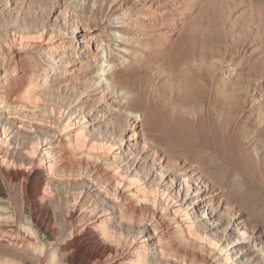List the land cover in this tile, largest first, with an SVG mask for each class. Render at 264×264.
<instances>
[{
  "label": "rangeland",
  "instance_id": "1",
  "mask_svg": "<svg viewBox=\"0 0 264 264\" xmlns=\"http://www.w3.org/2000/svg\"><path fill=\"white\" fill-rule=\"evenodd\" d=\"M155 1L0 0V62L6 73L16 68L24 71L7 80L8 87L18 93L10 97L14 107L11 106L12 113L0 121L1 132L8 126L6 143L0 142L1 160L7 158L10 162L4 171L0 170V200L9 201L7 205L12 206L11 215L0 214L3 217L0 218V264L39 263L40 254L33 250L35 240L25 227L30 228L25 212L28 187L25 175L40 164L42 155L48 169L58 163V157L49 154L48 144L55 145L59 137L70 135L64 131L69 118L74 124L71 129L89 128L91 140L96 139L107 146L115 141H124V144L119 150L108 147L105 154L97 151L92 154L93 159L92 156L75 159L71 171H60L59 176L55 171L50 172L47 195L41 198L39 205L48 208L54 217L58 246L69 244L71 238L80 232V219L82 216L91 218L87 213L93 202L98 203V211L110 204L117 207L107 193L117 181L116 177L110 179V173L125 164L120 158L131 156L127 140L129 136L137 135L140 142L131 157L138 161L146 156L138 167L149 175L153 187H160L164 180L166 183L174 175L180 178L175 191L190 175L205 177L211 187L215 186L217 201H225L223 207L226 209L218 229L204 227L209 234L220 239L229 221L238 216L244 222L242 229L229 232V238L220 244L218 250L212 251L207 244L198 245L197 250H193V263L190 260L186 264L213 258L224 264L222 260L231 254L226 250L228 245L236 242L244 229L247 230V240L251 235L264 248V0H187L183 9L177 5L173 9L167 6L168 9L163 11L172 12L167 13L168 17L166 13L160 14L163 17L159 23L161 29L154 31L156 34L149 31L150 28L146 30L148 18L142 23L140 15H136L139 6H150ZM121 21L128 24L126 29L129 30L123 40L114 38ZM83 36L92 39V48L100 45V40L112 45L115 51L111 58L118 74L116 90L130 93V111H102L96 104L107 92L101 84H95L102 60L89 59L86 62L83 47L87 46ZM63 38L67 40L63 41ZM125 40L128 46L121 49V55L126 57L122 63L116 55ZM71 41L74 44L71 45ZM71 48L76 49L71 51ZM52 56L61 62L54 64ZM66 60L70 67L78 70L80 83L77 87L65 81V71L69 69ZM3 75L0 80L5 83ZM29 82H33L30 87L37 89L34 96H38L21 100V93ZM106 97L109 102L114 101L113 109L119 107V98L115 94L113 96L108 91ZM37 98L38 101L34 102ZM129 114L138 115L143 122L137 124V118ZM145 144L149 151L144 155L140 149ZM35 147L37 152L32 153ZM134 158L129 162L136 166ZM32 159L37 163L33 164ZM157 159L169 163L171 174L168 172L167 175L171 177L168 179H162ZM94 172L101 181L106 179V193L101 191L103 186L95 185L96 176L91 175ZM144 185L140 182L131 190ZM194 188L192 198L193 191L199 189ZM166 197L161 191L160 200L166 202ZM126 202L135 203L129 197ZM84 203H88V207ZM178 205L176 202L171 204L172 208L174 206L172 212ZM109 211L110 219L120 216L119 209ZM200 215L201 211L196 215L199 220ZM171 225L170 230L174 227L177 235L179 224L172 221ZM123 226L120 242L111 244L120 245L125 252L140 247L143 236L152 233L150 226L145 230L142 225L130 221ZM132 238H136L134 243ZM17 243L19 247L25 245L28 246L26 249L32 250L29 249L31 253L25 252L30 257L19 252ZM187 244L184 242L181 247L186 248ZM249 245L253 250L251 242ZM233 248L231 246L229 250ZM262 254L260 259L264 257ZM250 255L253 257L256 252L251 251ZM46 256L47 260L48 253ZM42 259L41 264H45L44 257ZM155 264L185 263L159 256Z\"/></svg>",
  "mask_w": 264,
  "mask_h": 264
},
{
  "label": "bare ground",
  "instance_id": "2",
  "mask_svg": "<svg viewBox=\"0 0 264 264\" xmlns=\"http://www.w3.org/2000/svg\"><path fill=\"white\" fill-rule=\"evenodd\" d=\"M186 1L187 0H164V1L157 0L153 2L150 6H147V5L139 6L136 9V13H137L136 15H140L139 19H140V22L142 23H144L146 18H148L147 20L149 21L148 23L146 22L147 24L145 25L146 30L150 28L149 31L154 32L157 30L158 32V29H161V26H159L160 25L159 23L161 22V19L163 18L162 16H160V14L166 13L163 10H165L167 6H171L173 9L176 5H177L176 7L180 9L186 8V5H187ZM171 12L172 10L168 11L167 13H171ZM167 13H166V17H168ZM166 21L168 22L169 20H166ZM118 24H120V27L116 28L117 30H115V35L116 34L117 35L114 36V38L123 40L124 36L127 33H129L128 32L129 30L126 29L128 27L127 26L128 24H126L124 21L118 22ZM132 24L133 23H131L130 25ZM154 33H153V36H154ZM21 34L19 36H22ZM83 39H85L86 41L85 46H87V47H83V50L85 51V56L83 58L86 60V62H89V59L90 60L91 59L102 60V63L100 62L101 65L99 68V73H98L97 81L95 82V84L96 83L101 84L102 87H105L104 91H107V92L109 91V93L113 94V96L115 94L117 98H119L118 103H117L118 104L117 106L119 107L115 109H113L114 101L109 102L108 100H106L107 92L103 96H101V98L103 99L99 97L98 103L96 102V104H99V107L101 108L102 111L104 110L111 111L113 113L119 112L122 110L130 111L131 110V100H130V97H128L130 96L129 95L130 93L123 89L121 90L120 88H119L120 90L118 91L116 90L118 74H116V64L114 61H112V58H111L113 55V51H115V50H112V45H110V43L109 44L105 43L103 40H100V45H98L96 48H92L93 46L92 39L88 38L87 36H83ZM65 40H67V38H63V41ZM71 43L74 44V41H71L70 44ZM126 43H127V40L123 42L122 46H119L120 50H118L119 53L116 55L120 61L122 60V63H123V59L126 57H123L121 55V51L125 47L128 46V43L127 44ZM63 48L64 47H62V49ZM76 48H71V51L75 50ZM52 59L55 60V62H53L54 64H56L57 62H61V60L55 59L54 56H52ZM64 62H66V66L69 67V69L65 71V74H67L66 80H65L67 81L66 83L70 85L72 84L76 87L79 86L80 78L77 72L78 70L74 67H70L69 61L66 60ZM80 66L81 67L83 66L82 62L80 63ZM5 71L6 70L3 67V64H1L0 62V78L2 74H4L3 79H5V83H3L0 80V83L1 82L3 83L2 85H0V121L3 120V118H5V115L8 116V114L12 113V109L14 107L11 105L13 101H12V98L10 97L18 93V91L12 90L10 86L8 87L9 83H7V80H9L12 77H15L16 75H19V73L22 74L24 72L21 68H16L11 73H6ZM32 83L26 85L24 90L21 93L22 95L21 94H20L21 96L19 95L21 97L20 98L21 100L31 99L36 96V95L34 96L35 94L34 92L37 91V89H35L34 87L32 88L30 87ZM38 98L35 99L34 102H37ZM11 106L13 108H11ZM133 114H129V115L130 116L132 115V117L137 118V124L143 122L141 117H138V115L133 116ZM83 124H85V120L83 121ZM73 125L74 124L69 118L65 124L64 131L69 132L70 135H68L66 138L59 137L55 145H52L51 143L48 144V150L50 149L49 154L50 153L52 155L54 154L56 156L55 158L58 157L59 159L57 161L58 163L53 164V166L51 167L52 169H48L47 164H46V158L45 156L42 155L40 158V164L36 165L37 167L35 166L32 171H30L27 175H25L26 180L28 182L27 193H26V198H25L26 204H27V208H26L27 211L25 212H27V217L29 219L28 223H29L30 228L27 226L25 227L29 229L30 234L32 235V238H34V240L36 241V243L34 241V247L33 246L32 247H33V250L39 252L40 254V259H37L39 260L38 262L40 264L43 261L42 257H44V260L46 261L47 264H155V260L159 256L172 258L176 260L180 259L185 264L189 262L190 260L193 263V260H194L193 257H195L194 256L195 253L193 254V250L198 245L202 246L204 244H207L212 249V251H216L218 250L220 244H222L223 241H226V239L229 238L230 234L232 233V230L234 229L240 230L243 228L244 222L240 220L237 216L236 219L234 220L232 219L231 222L229 221L227 230L223 235H221L222 237L220 239L216 238L214 234H209L204 227H210V229L211 228L218 229V227L221 226L223 222V220L222 221L220 220L221 215H223L222 213H224V210L226 209L223 207L225 201L224 202L217 201L218 195L216 193V190H214L215 186L211 187L208 184V182H206V180L204 179L205 178L204 176H203L204 178H201L202 176L197 178L196 176L190 175L187 178H185V181L181 182L179 190L175 191L178 183L180 182V178L176 177L175 175H174L175 177L174 176L171 177L170 175L171 172L170 170L168 171L169 163H166L165 160L163 161L162 159L160 160L157 159L156 161L158 163L157 165H159V167L162 170V173H161L162 179H164V177L166 179L171 177V179L166 183L164 180L160 187H155V186L153 187L150 183L151 179L149 178V175H147L145 171L143 173L142 171L143 168L141 170L138 167L139 162L146 159L145 158L146 156L140 157L138 161H136L134 157H131L132 155L133 156L135 155L133 154L132 151L134 148L136 149V147H138V144L140 142V139L136 137L137 135L136 136L131 135L129 136L127 140L128 145H129V152H131L130 153L131 156L130 157L125 156L119 159L120 162L121 161L125 162V164L123 166L116 167L115 170H113L112 173H110V175L112 176H110L111 178L110 177L109 178L114 179L116 177L117 181L114 180L115 182L114 183L112 182L113 184L111 183L112 186L110 187L109 191L105 190L109 194V197L114 202L117 203L115 204L117 205V207L111 206L110 204L108 208H103L102 210L98 211L99 209L97 207L98 203L93 202L91 204L92 207H90L89 210L87 209L89 212L87 213V215L89 214L91 218L87 216L89 218L88 219L86 218V216H82V218L80 219V223H82L81 224L82 228L80 232L78 234H75L74 236L72 233L73 238H71L72 241H70V243H69V240L71 239L68 238L69 244L65 243L66 245L64 247L58 246L57 245L58 242L56 243V239H57L56 236H57L58 231L54 228V217L48 208H43L39 205V202H41L40 201L41 198L45 196L47 192L46 187L49 185L50 178H51L50 172L52 171V174H53V171H55V174L56 173L58 174L60 171L61 173H63L64 171H67L68 169L71 171V169L74 167L73 164L76 162L77 159H82L86 156H89V157L92 156V159H93V155H94L93 153H97V151L101 153L104 152L105 154V151L108 152V149H109L108 147H110V149L115 148V150H119L121 149L122 144H124V141L122 143L120 141H115V142H112L110 146L104 145L101 142L97 141L96 139H92V140L90 139V131H89L90 129L89 128L73 130L71 129ZM7 127L6 128L4 127L2 129V132L0 131V142L3 144L6 143V139L8 138ZM132 141L134 143H132ZM143 143L145 142L143 141ZM145 146L146 144L142 147V149H140L142 152H144V155L145 153H148L149 151V149L146 148ZM37 149H38L37 147L33 148L32 153L37 152ZM2 158L3 156H2V153L0 152V170H3L4 167L8 163H10L9 161H7V158L4 160H1ZM133 158L136 161V166H134L135 164L131 165V163L129 162ZM32 160H33V164L37 163L36 159H32ZM128 163L131 166H127L126 164ZM168 172H170L169 175H167ZM91 175H94V177L96 176L95 185H99L100 187L103 186V190H101L103 192L104 189L107 188V187L105 188L104 186L106 185V183L104 182V180L106 181V179L101 181L102 180L101 177L98 174H95V172L92 173ZM108 182L110 183V180H108ZM140 182H143L145 185L138 187L134 189V191H132L131 188H133L136 184ZM194 187H198L199 189L196 191H193V193L195 194L192 198V189ZM95 189L97 190V188ZM95 189L93 190V192L95 191ZM161 191L165 193L167 196L166 202H164L163 199L160 200L159 198ZM128 197L131 198V200H134L135 203L126 202ZM8 202L9 201H7V203L6 201L1 202L0 200V214L9 213L11 215V212L9 210H11L12 206L10 207L9 205H7ZM174 202H176L177 204L179 203L180 205H178L177 209H175L173 213L172 210L174 206L172 208L171 204ZM186 203L189 204L187 205V207L185 206ZM205 206L206 208L204 209ZM83 207L85 208V206ZM111 209L113 211H115V209H119L118 214H120V216H117V217L114 216L111 219L108 218V215H110L109 210ZM113 211H112V214L114 213ZM199 211H201L200 220L197 219L198 217L196 216L199 213ZM208 211H210V213ZM1 217L2 216L0 215V218ZM8 218L9 217H7L6 219ZM96 218L98 219L96 220ZM118 219L120 221L117 223ZM91 220L93 221L95 220V221L90 223ZM127 221H130V223L132 222L136 225L137 224L142 225L143 228H145V230H147L148 226H150L152 233L147 236H143L144 237L143 243L140 245V247H136V248H133V250L130 249L129 251L125 252V250H122L120 248L119 244H118L119 246H114L112 244L113 242H118V243L120 242V237L123 236V231H122L124 229L123 225ZM172 221L174 222V224L177 223L180 226L179 228L180 230H179V233H177V235L174 232V229H173L174 227L170 230V226H172L171 225ZM128 233L129 231H127V234ZM127 234H126V237L128 238ZM240 234H241V237L236 242H230L227 249L224 247L222 248L223 250L226 249L228 252L231 253L229 254V257L226 256L225 259L222 260L224 264H229L228 263L229 261H234L233 264H264V257L262 259L259 258L260 255L262 256L263 255L262 253H264L263 246L260 247V243H258V240H255L253 236L251 237V235L249 236V240H247L246 239L248 237L247 230L244 229L243 231H241ZM135 239L136 238H132L131 242H133V240ZM24 240L26 239L24 238ZM21 242H20V245H21ZM184 242L188 243L186 248L181 247V244ZM250 242L253 245V248H254L253 250L251 249L252 247L250 245L247 246V244ZM16 245L17 247H19L18 243ZM21 246L18 248V250H20L19 252L23 254H26L25 252H29L31 250L30 248H29L30 250L26 249L28 248V246H25V245H23V247ZM130 246H132V244ZM231 246H233L235 249L233 248L229 250ZM222 249L219 250L218 254L221 255ZM251 251L256 252V255L252 257L250 255ZM47 253H48V259L46 260L45 258L47 257L46 256ZM64 253H66L65 259L63 258ZM26 255H29L30 257V254H26ZM197 262H198L197 264H221V262L215 261V258L210 259L208 261H200V262L197 261Z\"/></svg>",
  "mask_w": 264,
  "mask_h": 264
}]
</instances>
